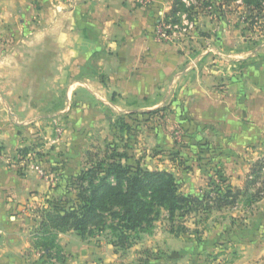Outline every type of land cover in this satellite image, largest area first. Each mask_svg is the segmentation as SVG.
<instances>
[{
    "label": "crops",
    "instance_id": "crops-1",
    "mask_svg": "<svg viewBox=\"0 0 264 264\" xmlns=\"http://www.w3.org/2000/svg\"><path fill=\"white\" fill-rule=\"evenodd\" d=\"M11 1L10 6L0 5V15L7 17L0 24L15 26L9 16L26 15L21 22L31 34L21 40L27 53L17 48L0 57V136L8 150L47 137V120L61 117L74 100L162 103L165 98L149 95L164 90L170 79V91L185 92L187 103H201L199 116L218 127L220 148L206 154L219 157L221 181L242 188L253 164L264 158V45L250 53L223 52L225 58L218 57L216 67L198 68L190 62L180 70L183 57L170 55L154 37L159 15L171 10L174 0ZM65 89L66 106L53 108L51 103L57 104ZM56 192L36 170L0 164V264L41 263L31 244L36 220L25 205ZM238 212L247 216L241 219L231 212L233 222L225 217L221 229L211 234L215 242L208 241L207 247H218L225 255L237 253L233 264H258L254 258L264 250V198ZM159 232L148 236L150 246L157 237L164 241L159 249L168 253L149 260L141 259L144 240L128 258L106 241L84 240L76 231L61 233L63 264H211L190 261L197 250L192 243L175 245L179 240L194 241L189 239L193 234Z\"/></svg>",
    "mask_w": 264,
    "mask_h": 264
},
{
    "label": "rangeland",
    "instance_id": "rangeland-1",
    "mask_svg": "<svg viewBox=\"0 0 264 264\" xmlns=\"http://www.w3.org/2000/svg\"><path fill=\"white\" fill-rule=\"evenodd\" d=\"M188 1L189 3L184 1L186 6L179 13L181 18L179 22H173L172 17L167 18V11L159 15L161 20L154 28L156 42L164 45L170 55L178 54L179 57H183L180 70L190 62L198 65V68L216 67L219 61L225 58V52L236 50L250 53L251 50L264 45V11L261 14L258 12L252 14L243 0ZM11 4V0H0V5L10 6ZM184 14H187L193 27L183 23ZM10 17H12L11 24L15 26L7 27L0 24V57L9 55L17 48L21 52L28 51L25 46H22L21 41L31 34L26 24L21 22V17L26 19V15H18V17L10 15L9 19ZM1 19L6 21L7 17L0 15ZM171 23L173 27H170ZM176 24L179 26L175 27ZM16 38L21 41L19 44L13 41ZM205 51H207L206 54ZM4 61L9 64L8 59ZM0 62L3 61L0 60ZM162 87L164 90L161 92L149 95L150 98L158 96L165 98L162 103H75L74 100V103H69L68 110L62 113L61 117L56 116L47 120L48 130L45 134L47 137L39 138L41 137L39 136L34 142L25 144L14 152L8 150L0 136V142L6 150L5 159L0 164L16 166L22 171L29 167L42 176L40 170L36 168L38 166L53 178L52 181L42 176L49 181L54 190L59 192L25 205L36 220V225L32 227L31 244L39 255L42 252L33 246L36 240L34 236L40 230L41 213L43 208L47 207L48 199L62 197L67 193V190L72 187L68 186L72 178L87 166L91 155L101 153L109 146L128 152L131 156L130 162H140L145 168L172 171L180 183L181 191L186 194L202 195L206 191H211L213 186L224 183L220 180L222 176L216 164L219 157L206 154L207 150L216 153L220 148L218 135H216L218 127L206 123L199 116L197 110H200L198 107L201 103H187L185 92L170 91L172 88L170 79H167ZM59 94L57 104L51 103L53 108H63L65 105L66 89ZM117 104L120 107H117ZM209 159L212 162H208ZM263 181L264 177L257 182L252 191L255 192L262 187ZM67 194L71 195L69 192ZM243 207V202H239L235 206L213 210L208 214L197 212L177 217L175 222H171L167 212L163 210L152 234H142L141 238L127 249L116 250L114 246L115 251L130 258L132 248L144 240L146 245L140 250L141 259H159L163 254L168 253L167 250L159 249L164 241L154 237L153 239L157 242L150 246L151 238L148 236H158L159 231L162 230L177 235L173 231L179 230V235L193 234L189 239L194 241H175V245L180 248L187 243L195 245L194 249L197 250L194 255L189 254L191 262L210 261L211 264L223 262L233 264L234 259L238 258L237 253L231 251L225 255V252H221L218 247L208 248L207 242H215V237L211 238V234L221 229L220 224L224 222L225 217L231 216V212H237L236 217L242 215L241 219H244L246 212L245 214H241L243 211L238 212ZM226 220L229 221L228 223L233 222L232 217ZM247 223L252 225L251 222ZM180 227L183 228L180 229ZM112 236L111 231L107 229L95 237H87L84 240L106 241L113 245ZM62 250L64 253L63 248ZM254 261L264 264V250L256 254Z\"/></svg>",
    "mask_w": 264,
    "mask_h": 264
},
{
    "label": "trees",
    "instance_id": "trees-1",
    "mask_svg": "<svg viewBox=\"0 0 264 264\" xmlns=\"http://www.w3.org/2000/svg\"><path fill=\"white\" fill-rule=\"evenodd\" d=\"M243 1L252 14L264 11V0ZM185 6L184 0H174L166 17L179 22V13ZM130 158L128 152L118 147L109 146L101 153H94L87 166L69 183L72 187L67 193L71 195L65 193L48 199L33 243L42 252L40 264L65 262L66 256L58 242L60 233L76 231L86 239L109 229L116 250L127 249L142 234L153 233L163 210L175 222L177 217L197 212L208 214L239 202L249 207L263 198L264 183L257 191L252 189L264 177V158L253 164L243 188L222 183L202 195L182 192L172 171L151 170L140 162H130ZM173 232L178 234L179 230Z\"/></svg>",
    "mask_w": 264,
    "mask_h": 264
},
{
    "label": "built area",
    "instance_id": "built-area-1",
    "mask_svg": "<svg viewBox=\"0 0 264 264\" xmlns=\"http://www.w3.org/2000/svg\"><path fill=\"white\" fill-rule=\"evenodd\" d=\"M186 3H189L188 0H184ZM183 23L186 24L187 26L193 27L192 22H190L189 17L187 16V14H184L183 16ZM174 25L171 23L170 27H173ZM179 25L176 24L175 27H178ZM5 153L6 150L4 149V146L2 145V143L0 142V162L3 161L5 159ZM38 170H40V173L42 176L47 177L48 179H51L53 181V178H51L50 175H48L43 169H41L40 167H36Z\"/></svg>",
    "mask_w": 264,
    "mask_h": 264
}]
</instances>
